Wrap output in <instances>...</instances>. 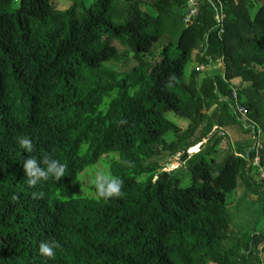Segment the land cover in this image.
<instances>
[{
	"label": "trees",
	"instance_id": "trees-1",
	"mask_svg": "<svg viewBox=\"0 0 264 264\" xmlns=\"http://www.w3.org/2000/svg\"><path fill=\"white\" fill-rule=\"evenodd\" d=\"M60 1L0 0V264H264V0H199L189 25L187 0ZM224 127L243 140L217 160ZM45 154L64 174L29 186L23 162ZM103 155L121 196L60 197ZM240 184L262 208L251 232L228 215Z\"/></svg>",
	"mask_w": 264,
	"mask_h": 264
},
{
	"label": "rangeland",
	"instance_id": "rangeland-1",
	"mask_svg": "<svg viewBox=\"0 0 264 264\" xmlns=\"http://www.w3.org/2000/svg\"><path fill=\"white\" fill-rule=\"evenodd\" d=\"M60 8H66L67 3L65 0L60 1ZM259 4L255 3L253 4L252 8L250 9V14L253 15L254 12L258 9ZM178 30L181 28V26H177ZM165 29L166 34L173 35L174 33L171 32V30ZM168 32V33H167ZM196 51L192 53V60L188 63L186 67V72L190 73L195 68H198L197 63L194 61ZM204 67V66H203ZM202 66H199V69H203ZM208 69V68H207ZM206 69V70H207ZM204 70V69H203ZM210 71V70H209ZM235 81V80H234ZM168 118L174 122L180 129H184L187 125V122L185 120H180L175 118L172 114L168 115ZM219 127H213L212 132H215ZM223 130H225V136L221 139L219 145L216 149V158L217 160H221L223 156L229 152L234 151V144L235 142L241 141L243 139H239V137H235V134L231 129L228 127H224ZM223 130L221 135H223ZM173 138V136L168 137L167 141H170ZM197 149H190L188 148L186 150V153L189 156L195 154L199 150V144L196 145ZM109 156L103 155L101 157V160L97 162L96 164L92 165L91 167L86 168L83 172L80 173L78 176L76 182L73 184H70V186L63 187L60 190V197L62 198H68L70 196H77L80 194H91L89 191V186L93 182L94 175L97 172H107V163L109 161ZM169 164V165H168ZM174 164V167H171V165ZM168 165V166H167ZM184 165L183 161L180 159L179 153L176 155L170 157L168 160V163L165 165V170H171L175 169L176 167ZM184 181L187 182L189 177L187 175L184 176ZM185 183L181 184V186H185ZM191 183V182H189ZM246 191V186L244 184H240L236 187V189L227 195V205H228V215L231 223L233 224V228L235 230H240L242 232H251L253 230L259 229V227L262 224V208L261 205L252 199V197H249ZM254 197V196H253ZM208 264H213L212 262H208Z\"/></svg>",
	"mask_w": 264,
	"mask_h": 264
},
{
	"label": "clouds",
	"instance_id": "clouds-1",
	"mask_svg": "<svg viewBox=\"0 0 264 264\" xmlns=\"http://www.w3.org/2000/svg\"><path fill=\"white\" fill-rule=\"evenodd\" d=\"M16 141L20 148L25 152L33 151L32 140L27 136H18ZM23 169L27 177L29 186H35L39 181H47L52 178L60 179L65 170V166L60 160L52 158L49 154H45L39 160L34 157H29L23 162ZM94 188L98 198L107 200L111 197H119L122 195L121 187L123 181L115 175L108 172H97L93 179ZM34 195H36L34 193ZM60 244L56 240L41 241L39 244V254L47 259H53L55 249L59 248Z\"/></svg>",
	"mask_w": 264,
	"mask_h": 264
},
{
	"label": "built area",
	"instance_id": "built-area-1",
	"mask_svg": "<svg viewBox=\"0 0 264 264\" xmlns=\"http://www.w3.org/2000/svg\"><path fill=\"white\" fill-rule=\"evenodd\" d=\"M219 2V0H217ZM198 2L199 0H187V11L184 13L182 21L185 25H189L193 22V18L198 14ZM221 7V4H220ZM221 9V8H220ZM224 14L221 12L220 10V18H223ZM198 69V68H197ZM238 111L240 112V115L242 117H245V109L242 106H238L237 107ZM260 131V129H259ZM258 157L254 158L253 163L257 166L258 165ZM259 176L264 178V171L262 170V168H259ZM259 249H261V247H259Z\"/></svg>",
	"mask_w": 264,
	"mask_h": 264
},
{
	"label": "crops",
	"instance_id": "crops-1",
	"mask_svg": "<svg viewBox=\"0 0 264 264\" xmlns=\"http://www.w3.org/2000/svg\"><path fill=\"white\" fill-rule=\"evenodd\" d=\"M216 61H220L221 62V64H222V68H221V70L220 69H217V70H215V71H213V72H211V71H209V69H210V67H212V65H213V63L215 62H213V63H211L209 66H207V67H203V69L204 70H206L207 68V71L209 72V73H222L223 72V63H222V61H221V59H218V60H216ZM202 69V70H203Z\"/></svg>",
	"mask_w": 264,
	"mask_h": 264
},
{
	"label": "bare ground",
	"instance_id": "bare-ground-1",
	"mask_svg": "<svg viewBox=\"0 0 264 264\" xmlns=\"http://www.w3.org/2000/svg\"><path fill=\"white\" fill-rule=\"evenodd\" d=\"M174 166H175L174 164L171 165V167H174Z\"/></svg>",
	"mask_w": 264,
	"mask_h": 264
},
{
	"label": "water",
	"instance_id": "water-1",
	"mask_svg": "<svg viewBox=\"0 0 264 264\" xmlns=\"http://www.w3.org/2000/svg\"><path fill=\"white\" fill-rule=\"evenodd\" d=\"M168 165H169V164H168ZM168 165H167V166H168ZM164 171H166V170H164Z\"/></svg>",
	"mask_w": 264,
	"mask_h": 264
}]
</instances>
